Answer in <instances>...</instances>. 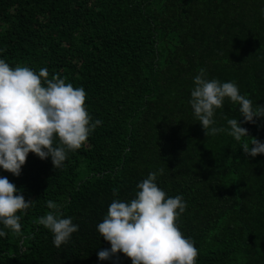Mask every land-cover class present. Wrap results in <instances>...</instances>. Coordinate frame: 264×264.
I'll use <instances>...</instances> for the list:
<instances>
[{
    "label": "trees",
    "instance_id": "1",
    "mask_svg": "<svg viewBox=\"0 0 264 264\" xmlns=\"http://www.w3.org/2000/svg\"><path fill=\"white\" fill-rule=\"evenodd\" d=\"M262 9L264 0H0V58L83 87L102 121L60 169L34 153L19 177L0 169L33 201L20 233L0 237V264H132L122 253L98 259L110 244L96 226L160 169L158 187L187 203L177 225L197 264H264V155L243 152L248 137L206 136L189 104L203 68L264 105ZM238 107L226 100L215 126L227 129ZM242 126L264 141V120ZM48 200L79 226L59 248L38 222Z\"/></svg>",
    "mask_w": 264,
    "mask_h": 264
},
{
    "label": "clouds",
    "instance_id": "2",
    "mask_svg": "<svg viewBox=\"0 0 264 264\" xmlns=\"http://www.w3.org/2000/svg\"><path fill=\"white\" fill-rule=\"evenodd\" d=\"M261 11L264 14V9ZM86 95L83 87L74 88L59 76L49 79L46 68L39 72L26 66L12 68L0 58V169L19 177L30 153L42 160L51 158L55 169L63 167L68 153L78 150L102 124L92 121L85 107ZM226 100L238 105L240 113L239 119H227V129L215 126L214 119ZM189 104L206 136L227 131L238 142L248 137L250 144L245 142L240 147L243 152L252 158L264 155V141L250 137L242 126L264 120V105H253L236 82L209 79L201 68L193 78ZM162 173L163 169L149 173L138 183L130 201L111 202L96 226L110 244L98 251L100 261L118 259L122 253L132 264H197L194 242L177 225L187 203L182 196H167L158 187L157 175ZM32 203L6 176H0V237L20 233L22 216ZM46 206L49 211L38 222L52 233L53 244L59 248L79 231V226L63 215L61 204L48 200Z\"/></svg>",
    "mask_w": 264,
    "mask_h": 264
}]
</instances>
